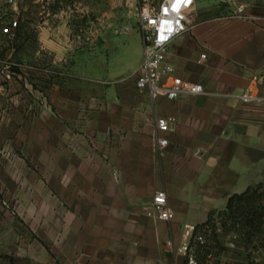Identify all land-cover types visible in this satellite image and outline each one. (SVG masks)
I'll return each mask as SVG.
<instances>
[{
	"label": "crops",
	"instance_id": "0c3cea01",
	"mask_svg": "<svg viewBox=\"0 0 264 264\" xmlns=\"http://www.w3.org/2000/svg\"><path fill=\"white\" fill-rule=\"evenodd\" d=\"M87 3L0 0L19 21L0 32V264H185L195 225L264 178V0H193L168 53L204 91L154 99L141 32L63 31L55 9ZM160 189L169 220L145 213Z\"/></svg>",
	"mask_w": 264,
	"mask_h": 264
},
{
	"label": "rangeland",
	"instance_id": "374dc122",
	"mask_svg": "<svg viewBox=\"0 0 264 264\" xmlns=\"http://www.w3.org/2000/svg\"><path fill=\"white\" fill-rule=\"evenodd\" d=\"M61 1L69 5L71 0ZM155 1L87 0L83 11L76 7L55 10L62 22L67 13V21L61 26L63 31L66 26L69 38L79 35L80 40L87 34L91 42L100 32H141L140 11ZM21 2L27 4L31 14L32 0ZM104 51L108 55V49L103 48ZM68 57L66 61L72 59ZM208 218L207 224L196 232L202 235L203 243L194 240L191 245L201 264H264V178L250 185L242 197H235L230 207L212 211Z\"/></svg>",
	"mask_w": 264,
	"mask_h": 264
},
{
	"label": "built area",
	"instance_id": "2783aa9c",
	"mask_svg": "<svg viewBox=\"0 0 264 264\" xmlns=\"http://www.w3.org/2000/svg\"><path fill=\"white\" fill-rule=\"evenodd\" d=\"M13 3V0H9ZM187 6L181 5L179 12L171 10V3L168 0H156L150 7H144L140 11V29L143 38V54L136 69V86L143 90L149 97L154 99L164 95L168 98H175L184 94H199L204 91V87L199 82L182 78L175 74L174 65L169 59L168 47L172 40L188 30L190 25L184 18V10ZM167 8L168 11L164 12ZM180 17H183L181 19ZM179 20V25L176 24ZM161 21L172 23L174 31L171 35L164 32L168 38L159 44L157 43ZM18 17L14 14L6 13L0 15V32L6 35H14L18 28ZM180 25L183 27L181 28ZM204 54H201L203 57ZM244 101L256 98L250 88L241 94ZM173 116H158L155 121L156 132L167 131L175 121ZM156 144L162 147L167 144V139L156 134ZM145 213L153 219L169 220L173 218L174 211L168 203L166 192L162 189L155 191L152 199L146 207ZM194 240L203 243L200 233H196ZM170 243V241H168ZM189 244V243H188ZM186 244L179 250L185 255V264H201L196 258L192 247ZM169 264H176L175 262Z\"/></svg>",
	"mask_w": 264,
	"mask_h": 264
},
{
	"label": "clouds",
	"instance_id": "9594fccd",
	"mask_svg": "<svg viewBox=\"0 0 264 264\" xmlns=\"http://www.w3.org/2000/svg\"><path fill=\"white\" fill-rule=\"evenodd\" d=\"M169 3H171V10L173 12H179V9L181 7V5L187 6L193 3V0H168ZM168 9L165 8L164 12H167ZM181 19H183V17H180ZM176 24L179 25V20H176ZM180 27L182 28L183 26L180 25ZM174 31L173 27H172V23L169 21H161V26L159 28V33L160 35L158 36V40L157 43L159 44L160 42L166 40L168 37L164 35V32H167L169 35L172 34V32Z\"/></svg>",
	"mask_w": 264,
	"mask_h": 264
},
{
	"label": "trees",
	"instance_id": "16d2710c",
	"mask_svg": "<svg viewBox=\"0 0 264 264\" xmlns=\"http://www.w3.org/2000/svg\"><path fill=\"white\" fill-rule=\"evenodd\" d=\"M247 190H248V188H247L246 190L240 192V193H235V194L229 196L225 208L230 207L231 204H232V202H233V200L235 199V197H242V196L247 192ZM211 212H212V211H211ZM211 212H210V213H211ZM210 213H209V215H210ZM209 215H208V217H209ZM208 217H207V219H206L205 221H203L202 223H199V224L195 225V227H194V229H193V232H192V235H191L190 242H189V244H188L189 246H191V245L194 243V242H193V241H194V236H195V234H196L198 228L201 227V226H203V225H205V224H207L208 219H209Z\"/></svg>",
	"mask_w": 264,
	"mask_h": 264
}]
</instances>
